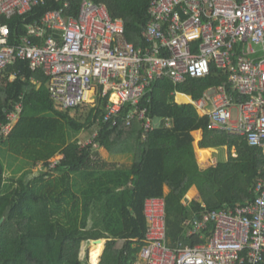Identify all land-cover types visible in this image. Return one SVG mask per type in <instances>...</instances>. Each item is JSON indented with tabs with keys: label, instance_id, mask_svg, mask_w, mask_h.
Wrapping results in <instances>:
<instances>
[{
	"label": "trees",
	"instance_id": "16d2710c",
	"mask_svg": "<svg viewBox=\"0 0 264 264\" xmlns=\"http://www.w3.org/2000/svg\"><path fill=\"white\" fill-rule=\"evenodd\" d=\"M67 1L71 6L66 14L78 16L80 1ZM92 1L105 4L112 18L124 21L130 43L137 48L146 45L144 27L152 0ZM63 4L62 0L48 2L27 15L3 20L10 26L12 42L18 43L27 34V25ZM226 79L224 71L215 66L206 78L188 79L181 85L167 79L155 83L142 103L153 120V129L144 136L139 123L96 128L94 121L83 125L73 120L69 111L56 107L48 78L33 72L28 61L20 60L1 72L0 264H88L82 256L84 244L99 239L107 240L99 264H142L139 254L147 243L148 227L145 202L154 197L166 201L169 248L175 249L179 243L192 247L205 243L214 225L187 236L185 223L201 217L205 208L211 212L246 205L256 197L253 188L257 182L264 180L260 149L250 147L244 137L209 130L207 116L199 115L192 104L176 102L177 93L198 100ZM18 103L24 113L5 136L2 127L8 123L7 114ZM102 113L100 108L97 118ZM91 127L97 134L82 147L78 136ZM199 130L204 131L202 147L227 146L230 152L229 161L219 164L204 184L201 197L205 207L200 201L185 203L199 170L192 135ZM5 149L15 157L8 167L12 182L5 180L7 166L1 158ZM234 149L237 157H232ZM101 150L108 153V159ZM211 153L199 151L200 163L206 164ZM121 158L131 164H121ZM39 163L42 171L29 169ZM30 233L46 236L31 238ZM101 243H97L100 249ZM257 264H264V252Z\"/></svg>",
	"mask_w": 264,
	"mask_h": 264
},
{
	"label": "built area",
	"instance_id": "2783aa9c",
	"mask_svg": "<svg viewBox=\"0 0 264 264\" xmlns=\"http://www.w3.org/2000/svg\"><path fill=\"white\" fill-rule=\"evenodd\" d=\"M54 1L0 0V73L28 61L33 72L48 78L56 107L69 111L73 120L83 125L94 121L96 128L139 123L145 136L153 120L142 103L155 83L167 79L181 85L208 77L216 66L227 75L226 81L207 89L192 105L209 118V130L244 137L264 155V0H152L144 27L146 45L139 48L127 40L124 21L112 18L105 4L77 0L80 8L74 17L66 14L70 2L62 0L61 9L49 10L27 25V34L14 44L3 20ZM89 92L95 104L90 114H81ZM100 108L103 113L97 118ZM23 109L18 103L7 114L2 134L11 133ZM253 191L256 197L244 206L211 212L205 208L201 217L187 221L189 235L213 224L211 237L175 249L167 246L165 199H147V243L140 262L259 263L264 252V180Z\"/></svg>",
	"mask_w": 264,
	"mask_h": 264
},
{
	"label": "crops",
	"instance_id": "0c3cea01",
	"mask_svg": "<svg viewBox=\"0 0 264 264\" xmlns=\"http://www.w3.org/2000/svg\"><path fill=\"white\" fill-rule=\"evenodd\" d=\"M175 99H176V102L179 103V104L180 103L192 104V102L194 101L191 96H188V95H185V94H181V93L176 94ZM87 107L90 108L89 112L91 113L93 106L92 105H88ZM192 135L194 137L193 151H194V154H195V157H196L197 164L199 166V170L195 174V176L193 177V187L188 192V194H187V196L185 198V203L186 204H190L193 201H200L203 204L204 202L202 201L201 191H202V189L204 187V184L206 182H208L212 178L213 171L219 166V164L227 163L229 161L230 152H229V149H228L227 146H224V147H210V148L202 147V143L204 141V131L203 130L195 131V132L192 133ZM219 149L225 150L226 153H227V156H226L224 161L217 162L216 158L213 155ZM201 150H212L211 156L207 160L206 164H201L200 161H199V151H201ZM107 156H109L108 153H107ZM232 157H237V153H236L235 149L232 150ZM120 163L121 164H126L127 166L131 164V162H129L126 159H122ZM169 192H170L169 188L166 187L165 188V193L168 194ZM203 205L205 206V204H203ZM193 218L194 217H192L191 219H193ZM191 219H189L188 221H190ZM186 229H187V225H186ZM189 234H190L189 230L187 229V236H192V235H189ZM103 241H101L102 242L101 243L102 244L101 245L102 249H100V247L97 244H94L95 254H94L93 251H91L93 257L95 255V261H99L100 262V260H101L100 257H102V255H103V252L105 250V243H106L107 240H103ZM177 247H187V246H183L182 243H179Z\"/></svg>",
	"mask_w": 264,
	"mask_h": 264
},
{
	"label": "rangeland",
	"instance_id": "374dc122",
	"mask_svg": "<svg viewBox=\"0 0 264 264\" xmlns=\"http://www.w3.org/2000/svg\"><path fill=\"white\" fill-rule=\"evenodd\" d=\"M90 108L89 107H86L85 110H84V113H81V114H89L90 112ZM24 113V109L22 110L21 114ZM75 116V114H74ZM19 121V119L17 121H15L13 123V125L15 126L16 123ZM94 132H95V127H91L90 129H85L84 131H82L79 136H78V139L82 145V147L88 145L92 139H93V136H94ZM101 154L103 155V157L105 159H108L107 157V152L105 150H101ZM217 162H220V161H224L226 156H227V153L225 150L223 149H219L217 150V152L213 155ZM3 159V162L6 164L7 166V172L5 174V180L7 182H12V178H13V173H12V169H9V161H10V158H15L14 156H12L6 149H5V152H4V155L3 157H1ZM95 158V157H94ZM122 160V158H121ZM17 165V164H15ZM126 165V164H125ZM29 169H32L34 171V173H38L40 171L43 170V165L42 163H39L37 164V166H32V167H29ZM46 234H34V233H30V237L31 238H45ZM91 251L94 252L95 254V248H94V244H92L91 242L87 243V244H84V247H83V252H82V256L84 259H88V264H98L99 261H95V255L93 257V259L91 260ZM101 258V257H100ZM141 263V262H140Z\"/></svg>",
	"mask_w": 264,
	"mask_h": 264
},
{
	"label": "bare ground",
	"instance_id": "6f19581e",
	"mask_svg": "<svg viewBox=\"0 0 264 264\" xmlns=\"http://www.w3.org/2000/svg\"><path fill=\"white\" fill-rule=\"evenodd\" d=\"M89 96H88V99H89V102H88V105H92V106H94V104H95V95H94V93L93 92H89V94H88ZM87 107V106H86ZM104 242V241H103Z\"/></svg>",
	"mask_w": 264,
	"mask_h": 264
},
{
	"label": "water",
	"instance_id": "95a60500",
	"mask_svg": "<svg viewBox=\"0 0 264 264\" xmlns=\"http://www.w3.org/2000/svg\"><path fill=\"white\" fill-rule=\"evenodd\" d=\"M101 241H103L102 239H99V240H95L93 242H91L92 244H97V243H100Z\"/></svg>",
	"mask_w": 264,
	"mask_h": 264
}]
</instances>
